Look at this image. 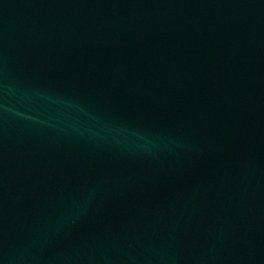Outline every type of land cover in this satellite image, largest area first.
<instances>
[{
  "label": "water",
  "instance_id": "water-1",
  "mask_svg": "<svg viewBox=\"0 0 264 264\" xmlns=\"http://www.w3.org/2000/svg\"><path fill=\"white\" fill-rule=\"evenodd\" d=\"M0 264H264V0H0Z\"/></svg>",
  "mask_w": 264,
  "mask_h": 264
}]
</instances>
